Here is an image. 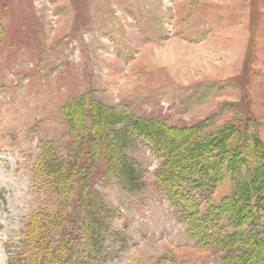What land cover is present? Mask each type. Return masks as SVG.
Listing matches in <instances>:
<instances>
[{
	"label": "rangeland",
	"instance_id": "obj_1",
	"mask_svg": "<svg viewBox=\"0 0 264 264\" xmlns=\"http://www.w3.org/2000/svg\"><path fill=\"white\" fill-rule=\"evenodd\" d=\"M82 97L169 128L209 119L199 142L232 128L230 147L246 150L264 175V0H0V264H20L36 216L58 217L69 229L91 216L64 218L61 190L45 168L49 146L72 163L83 132L72 134L62 111ZM245 114L254 116L246 133ZM125 153L143 183L136 193L120 186L107 161H86L95 209L109 224L102 264H225L227 249L216 244L235 232L230 211L197 239L192 214L160 176L155 148L136 138ZM218 175L198 214L237 188L230 165ZM84 249L83 240L73 261Z\"/></svg>",
	"mask_w": 264,
	"mask_h": 264
},
{
	"label": "trees",
	"instance_id": "obj_2",
	"mask_svg": "<svg viewBox=\"0 0 264 264\" xmlns=\"http://www.w3.org/2000/svg\"><path fill=\"white\" fill-rule=\"evenodd\" d=\"M62 112L70 132L76 134L82 131L83 135L72 146L74 158L69 165L56 158L51 146L47 145L45 168L54 179L55 186L61 190L66 204L64 209L67 210L64 218L75 217L76 220L81 213L91 216L85 226L73 229L61 225L62 220L58 217L36 216V223L30 225V230L24 236L30 250L19 256L17 262L102 264V248L109 224H105L95 209L98 194L92 184L94 168L93 164L88 165V157L95 159L99 156L98 160L107 161L109 173L113 174L120 186L129 193H136L142 189L143 183L125 152L137 138L149 142L163 159L160 176L178 192L174 196L181 204L178 207L192 214L189 227L194 237L200 239L206 235L210 226L220 220V215L224 216L230 211V214L227 213L229 223L235 232L226 238H218L216 244L227 249L224 263L264 264V230H258L260 224L264 223V175H261L262 168L247 160L246 150L230 147V142L235 138L233 136L237 134L232 128L199 142L202 141L200 134L209 128V119L192 126L169 128L161 121L137 117L129 109L110 108L101 103L92 106L84 97L66 106ZM243 119L242 132L246 133L248 123L253 121L254 116L245 114ZM89 123L92 125L88 126ZM106 126L112 127L113 132H108ZM255 143L260 145L258 139ZM86 145L91 147L88 153L85 151ZM225 164L232 168L237 178V188L221 205L211 206L204 215L198 214L200 204L210 198L219 182L216 172L220 173ZM243 169L246 173L241 178L238 174ZM184 184L189 188L187 194L184 188L181 190ZM56 233L59 242L55 246L56 238L51 235ZM83 240L85 249L81 255L77 253L76 261H73L76 246Z\"/></svg>",
	"mask_w": 264,
	"mask_h": 264
}]
</instances>
